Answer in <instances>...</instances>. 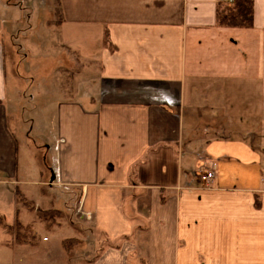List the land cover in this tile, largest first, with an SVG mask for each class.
Returning <instances> with one entry per match:
<instances>
[{"label":"crops","instance_id":"obj_1","mask_svg":"<svg viewBox=\"0 0 264 264\" xmlns=\"http://www.w3.org/2000/svg\"><path fill=\"white\" fill-rule=\"evenodd\" d=\"M37 1L0 0V186L39 185L68 222L19 262L264 264V0L250 27L218 0Z\"/></svg>","mask_w":264,"mask_h":264},{"label":"rangeland","instance_id":"obj_2","mask_svg":"<svg viewBox=\"0 0 264 264\" xmlns=\"http://www.w3.org/2000/svg\"><path fill=\"white\" fill-rule=\"evenodd\" d=\"M14 1H17V0H14ZM21 1H23V3L26 4V0H21ZM23 3H21V4L23 5ZM39 4L44 5V7L42 8V12H43V16H45V14H47L46 8H49V6L54 5L55 0H38L36 5H39ZM45 6H46V8H45ZM23 52L24 51H21V50L18 51L19 56L16 54L15 57L13 58L14 63L13 62L12 63L14 66L13 68H15V72H16L17 66L20 65L21 61L23 60ZM62 61H63V59H62ZM29 62L30 63L25 61V62H23V64H21L23 71H25V69H28L30 67V70L33 72L32 73L33 78H35V77L37 79L40 78L41 77L40 72L43 71V70L39 71V69H40L39 63L41 64L40 58L31 57ZM48 63H49V65L52 64L53 60H48ZM59 67H64V66L62 65ZM64 70H65L64 68H58L57 69V73L60 74V75H58L59 78L62 77L61 74L64 73ZM8 71H9V67H8ZM28 71H29V69H28ZM52 72L55 73V69L52 70ZM21 75L24 79L23 82L26 83V76L22 73V71H21ZM25 83H23V85L21 86L23 93L25 92V88H23V86H25ZM28 93L30 94L31 92H28ZM84 101H86V99H84ZM87 102L90 103L89 100H87ZM11 123H12V126L14 128L16 138L19 141L20 147H21V149H24L23 146L26 142V137L28 136V133L27 132L23 133L21 130H19V128H17V126H16V122L14 119H11ZM44 162H45L44 160L41 162V167L43 166V168L46 167ZM212 164L214 165V163L212 161H210L208 163V165H212ZM203 168H201V170ZM46 173L48 174V171H46ZM202 174L203 173H201L200 175H202ZM200 175H199V178L204 184H209L212 181L211 180V181L205 182L206 180L204 181L203 179H201ZM18 176L20 179H22V177H24L23 172L20 171ZM18 188L23 192L25 191L27 193L26 195L30 198V200L40 201L39 203L41 204L42 208L50 207L49 205L46 204V201H47L46 199H39L38 196H36L37 194H35V192H37V189L40 190L39 185L36 187H33L30 184H28L24 179H22L20 183L13 182V183H9L8 185L0 186V215L5 217V221L8 224L14 223L16 220V214H17L16 210H18V208H19L18 218H20V220L23 222L33 223L34 229L37 231L38 236L40 237L39 243H37L35 245H31V246H29V245H25V246L14 245V246H12V244L15 243L13 235L10 234L7 229L0 226V264H18V262L21 259H28V256L31 259H36V260H44V259H46V257H47V259L54 258L55 254L53 251L52 252L50 251L49 253H45V254H44V251L48 245H50L51 243H54L56 241V237H57V235H59V229L55 230V232H53L52 230L49 231L48 229H46L42 225V223H40L39 220H36L35 213L28 210L27 208H25L22 205V203H19L17 201L16 189H18ZM31 188H36V189L33 190ZM78 219H80V218H78ZM80 220H83V219H80ZM65 221L68 222L67 218L63 214V217L57 218L56 223L59 222L61 224H65L64 223ZM16 227L17 226L13 227V229L15 231H16ZM55 227H57V226H54V228ZM14 230L11 231V232H13V234H14ZM64 233H65V231H64ZM45 236L48 237L49 241H43V237H45ZM13 247H15L16 249H13ZM80 248L81 247H80V245H78V243H75V245L73 244V246L71 248L72 250L68 251V255L70 256L71 259L77 258V254L79 255L82 253L81 251H79Z\"/></svg>","mask_w":264,"mask_h":264},{"label":"trees","instance_id":"obj_3","mask_svg":"<svg viewBox=\"0 0 264 264\" xmlns=\"http://www.w3.org/2000/svg\"><path fill=\"white\" fill-rule=\"evenodd\" d=\"M253 2L254 0H218L217 6V21L222 26L230 27H250L253 24ZM59 18V17H58ZM61 19V18H59ZM58 23L61 21L57 20ZM106 42V40H105ZM16 199L19 203L28 210L35 213L36 220H39L42 225L52 230L54 226H59L61 223H56L57 218L63 217V211L55 208L37 207L33 200H30L25 193L19 188L16 189ZM56 223V224H55ZM0 226L8 230L14 237L15 244L18 245H35L39 243L40 237L34 229L33 223H25L16 218L13 224H8L5 217L0 215ZM16 227V231L13 229ZM14 230V234L13 231ZM77 238H66L62 240V245L66 251H71L73 244L78 243ZM70 249V250H69Z\"/></svg>","mask_w":264,"mask_h":264},{"label":"built area","instance_id":"obj_4","mask_svg":"<svg viewBox=\"0 0 264 264\" xmlns=\"http://www.w3.org/2000/svg\"><path fill=\"white\" fill-rule=\"evenodd\" d=\"M215 169H214V165H206L200 172L199 175L201 173H203L202 175H200L201 179H203L205 182L207 181H211L214 176H215ZM76 215L78 218L80 219H90L91 218V214L89 212H86L83 207L80 205L77 210H76Z\"/></svg>","mask_w":264,"mask_h":264}]
</instances>
